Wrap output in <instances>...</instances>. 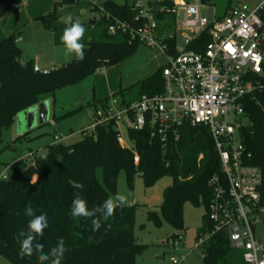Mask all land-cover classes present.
<instances>
[{"label": "trees", "instance_id": "16d2710c", "mask_svg": "<svg viewBox=\"0 0 264 264\" xmlns=\"http://www.w3.org/2000/svg\"><path fill=\"white\" fill-rule=\"evenodd\" d=\"M22 1L0 0V19ZM203 1L211 3L215 0ZM69 3H77V0L56 1L54 10L41 16L43 26L52 30L56 44H62L60 36L64 27L57 9ZM103 5L113 15L125 19H132L135 15L128 0L123 3L105 0ZM166 18L169 29L173 17ZM262 18L264 20V11ZM108 24L109 20L99 13L98 18L86 26L82 41L85 44L84 60L78 62L74 58L46 73L34 70L33 59L24 61L17 32L0 41V154L4 134L15 125L20 112L54 97L62 88L79 84L103 66L122 62L141 44L130 42L127 35H112ZM161 68L138 84V94L129 97L121 89L117 96L122 104H129L143 94L162 92ZM252 79L257 87L244 102L246 123L241 132L246 151L251 154L250 163L262 169L260 192L261 205L264 206V73ZM102 102L105 107L106 101ZM84 131V138L74 143L61 141L48 145V151L36 156L34 164L27 165L23 158L19 159L13 164L12 177L0 179V254L14 264H40L36 256L20 257L16 238L21 229L26 230L30 217L24 215V209L31 206L37 214H48L49 228L39 238L45 252L61 237L65 240L69 251L61 264H136V255L144 250L135 235L137 205L128 204L122 210L118 208L114 217L101 221L99 231L92 230L91 219L69 215L73 193L77 191L69 185V179L84 185L80 192L91 209L102 204L116 190L121 170H125L131 188L136 173H141L145 187L152 186L166 175L171 176L173 182L163 192L161 210L164 218L175 228L184 229L185 204H204L205 226L200 233L210 229L207 208L212 191L208 180L221 169L214 141L206 126L184 123L178 131V139L170 136L166 143L151 137L149 128L129 129L128 135L133 142L131 148L118 142L112 121ZM19 140L21 137L15 142ZM134 151L140 156L138 164L134 162ZM200 153L204 154L202 159H199ZM98 169L102 172V181L97 175ZM230 248L227 231L217 232L202 246V264L229 262Z\"/></svg>", "mask_w": 264, "mask_h": 264}, {"label": "built area", "instance_id": "2783aa9c", "mask_svg": "<svg viewBox=\"0 0 264 264\" xmlns=\"http://www.w3.org/2000/svg\"><path fill=\"white\" fill-rule=\"evenodd\" d=\"M86 3L109 20V33L159 48L167 57L161 68L162 92L143 94L122 104L121 111L106 108L92 128L112 121L118 142L129 147L121 125L128 130L149 128L151 137L164 143L170 136L178 139L184 123L206 126L221 171L208 180L212 195L207 214L212 226L199 234L195 248H202L214 234L226 230L230 246L243 251L245 264H264V242L256 237L253 227L264 215L263 173L250 163L241 132L246 123L244 102L257 87L252 77L264 73V2L254 9L236 5L227 13L214 11L209 18L201 13L208 5L203 0H131L132 19L113 15L99 0ZM168 16L173 17L171 29L167 28ZM178 35L184 47L178 45ZM34 70L48 72L37 64ZM63 139L55 135L54 143ZM134 153L138 164L140 156ZM203 157L200 153L199 159ZM35 158L34 151L23 157L31 164ZM184 259L172 256L167 264H181Z\"/></svg>", "mask_w": 264, "mask_h": 264}, {"label": "rangeland", "instance_id": "374dc122", "mask_svg": "<svg viewBox=\"0 0 264 264\" xmlns=\"http://www.w3.org/2000/svg\"><path fill=\"white\" fill-rule=\"evenodd\" d=\"M55 1L62 0H23L21 4L14 6V10L17 8L15 12H8L0 19V41L11 32L20 33V45L25 56L38 61L43 70L61 67L74 59L65 55L63 44H55L52 30L42 24L41 16L54 10ZM77 1L80 4L69 3L58 7L59 21L63 23L70 15L74 21L79 20L86 27L89 20L94 17V11L90 9L86 0ZM114 1L123 3L125 0ZM263 2L264 0H215L202 7L201 13L212 18L214 11L223 14L229 7L236 5H246L254 9ZM63 26L65 27L64 23ZM178 43L180 47H184L180 35ZM166 63L167 57L159 48L140 44L122 62L113 66H103L79 84L62 88L54 97H50L52 112L55 110L57 114L54 115L57 125L51 123L33 125V122L27 120L20 112L19 122L17 120L3 137L0 179H10L13 175V164L27 153L34 151L37 157L45 154L48 145L55 139V133L65 136L63 139L65 144L84 138V130L91 131L93 125L97 123L99 114L106 108L122 110L121 98L117 96L121 89L129 97L138 94V84L156 73ZM104 100L105 107L102 102ZM121 131L131 148L133 142L129 138L128 128L121 125ZM18 137H21V140L15 142ZM25 162L27 165L31 164L28 160ZM97 175L102 181L100 169L97 170ZM116 182V190L111 196L117 191L123 192L128 197V204L137 205L135 235L138 244L143 245L144 250L136 255V264H167L172 256L178 259L184 257L181 264L203 263V249L195 248V244L201 229L205 226L204 204L196 206L187 202L184 206L185 228L177 229L164 218L161 210L164 189L173 182L171 176L166 175L152 186L145 187L141 173H136L131 188L125 170H121ZM253 227L256 237L264 242V215L254 222ZM0 264L14 263L0 254ZM220 264H245L243 251L231 247L229 262Z\"/></svg>", "mask_w": 264, "mask_h": 264}, {"label": "clouds", "instance_id": "9594fccd", "mask_svg": "<svg viewBox=\"0 0 264 264\" xmlns=\"http://www.w3.org/2000/svg\"><path fill=\"white\" fill-rule=\"evenodd\" d=\"M63 23L65 27L60 36L61 43L64 46L65 55L72 56L76 61H83L85 58V34L86 27L79 21L73 20L68 16ZM69 185L77 190L73 193L69 215L72 218L82 217L91 219L92 230L99 231L102 227L101 221H108L114 217L117 209H123L128 206V197L125 193L117 191L113 196H109L102 204L89 209L88 201L81 195L80 190L84 185L74 179L68 180ZM24 215L30 217L27 227L21 229L17 234V241L20 245L19 255L21 258L27 256H36L40 264H61L65 254L69 249L65 245V240L61 237L57 243L47 252L44 245L39 242V238L44 236L45 230L49 228V219L46 212L36 213L31 206L24 209Z\"/></svg>", "mask_w": 264, "mask_h": 264}, {"label": "water", "instance_id": "95a60500", "mask_svg": "<svg viewBox=\"0 0 264 264\" xmlns=\"http://www.w3.org/2000/svg\"><path fill=\"white\" fill-rule=\"evenodd\" d=\"M21 113V115L27 120L30 119L33 122V125L46 124L50 122L52 115L51 101L50 99L42 100L38 104L22 111ZM18 119H20V115L18 116Z\"/></svg>", "mask_w": 264, "mask_h": 264}, {"label": "crops", "instance_id": "0c3cea01", "mask_svg": "<svg viewBox=\"0 0 264 264\" xmlns=\"http://www.w3.org/2000/svg\"><path fill=\"white\" fill-rule=\"evenodd\" d=\"M105 1V0H104ZM103 1V2H104ZM56 2V1H55ZM77 3H80L79 1H77ZM91 9V8H90ZM17 10V8L14 10V8L13 9H11L9 12H15ZM92 10V9H91ZM93 11V10H92ZM82 12L84 13V9H82ZM94 17L93 18H91L89 21H91L92 19H97L98 18V15L96 14V12H94ZM7 15V14H6ZM14 32H16V31H14ZM14 32H11L10 34H12V33H14ZM9 34V35H10ZM19 35H20V33H18V44L20 45V37H19ZM6 38V37H5ZM4 39V38H3ZM2 39V40H3ZM56 44V43H55ZM20 47H21V45H20ZM22 48V47H21ZM23 50V49H22ZM23 56H24V61L25 60H28L29 58H27L26 56H25V52H24V50H23ZM34 63L35 64H37V65H39V67L42 69V67H41V65L39 64V62L38 61H36V60H34ZM54 68H57V67H53V68H44V69H47V70H51V69H54ZM50 99V98H49ZM51 119H50V122H48V123H51V124H53V125H57V123H56V120L54 119V115H57L56 114V111L54 110L53 112H52V102H51ZM55 135H58V136H60L58 133H55ZM67 136H69L68 134H67ZM61 137V136H60ZM64 138H65V136H63ZM55 142V140H53L50 144H53ZM49 144V145H50Z\"/></svg>", "mask_w": 264, "mask_h": 264}]
</instances>
